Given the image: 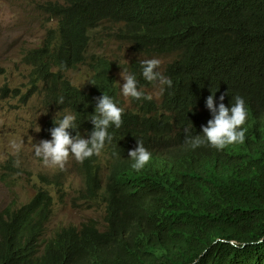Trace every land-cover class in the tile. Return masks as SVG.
Masks as SVG:
<instances>
[{
    "label": "trees",
    "instance_id": "1",
    "mask_svg": "<svg viewBox=\"0 0 264 264\" xmlns=\"http://www.w3.org/2000/svg\"><path fill=\"white\" fill-rule=\"evenodd\" d=\"M44 9L60 16L48 35L58 32L62 42V34L78 31L86 44L88 31L120 20L113 33L133 51L175 55L165 66L172 85H161L158 103L129 98V110L141 111L144 133L125 129L119 136L142 138L152 155L149 168H132L119 137L106 144L112 158L105 166L99 155L80 163L77 194L104 204L102 225L89 219L44 238L51 198L38 188L24 205L0 210V264H264V243H257L264 241V0H49ZM24 56L33 84L58 112L70 106L85 118L102 94L119 95L109 60L88 62L97 70L86 88L48 76L53 62L57 75L86 62L84 48L74 52L46 37ZM140 69L130 64L138 89L153 84ZM249 77L253 83L239 89ZM219 87L245 100L244 142L193 149L186 139L204 126L197 118L212 119L199 94L216 99ZM38 178L63 189L57 172Z\"/></svg>",
    "mask_w": 264,
    "mask_h": 264
},
{
    "label": "rangeland",
    "instance_id": "2",
    "mask_svg": "<svg viewBox=\"0 0 264 264\" xmlns=\"http://www.w3.org/2000/svg\"><path fill=\"white\" fill-rule=\"evenodd\" d=\"M45 1L0 0V210L9 204L18 206L29 202L38 188L47 191L51 204H49V220L43 227V236L48 238L64 228L79 229L81 224L89 219L102 225L105 206L99 200L87 202L88 200L83 196V200L76 199L78 190L83 186V175L78 169L80 163H77L74 157H70V162L68 161L61 170L58 167L46 166L34 152L33 144H39L41 140L52 139L47 137L48 134L44 131L47 126L52 129L58 125V123L52 124L51 122L58 114V106L51 102V99L44 98L42 90H37V86L33 84L29 76V67L22 59L24 53L39 46L48 37L47 29L57 28L58 19L51 17L43 9ZM115 29L116 25L112 22L102 23L90 32L89 47L88 50L85 49L86 62L65 70L61 75L56 74L58 67L53 62V68L48 75L56 82L86 88L91 79L88 62L100 56L107 57L114 65L115 83L119 87L118 98L121 96L123 101L120 107L124 108L121 127L117 129L113 125L108 129V131H113L112 137H115L116 131L127 129L126 124L130 121L127 113L131 106L121 88L125 82L122 77L129 73L130 64L158 59L160 66L157 71L160 72L164 65L170 64L175 57L174 54L153 51L144 54L132 53L131 43L115 36L113 33ZM50 39L55 45H61L62 40L59 35ZM240 64L245 65L244 62ZM253 81L251 77L245 78L243 82L238 83V87L239 89L249 87ZM27 85L33 87L28 88ZM160 87L161 84L157 82L141 88V91L146 97H151L158 103L160 102ZM197 119L204 126H207L210 120L208 118H205L207 121ZM198 135L203 139L202 127ZM137 141H142V138L137 135L131 137V142L122 141L127 156L129 150L136 148ZM107 143L109 142L105 143L98 158L100 167L105 166L112 158V153L109 151L111 147L107 148ZM206 143L207 141L203 144ZM13 144H21L19 152L15 150ZM21 149H23V158L19 157ZM24 161L28 162L26 167L22 166ZM8 162H11L12 169L19 171L17 173L8 171L5 167ZM30 166H37L39 172L29 174L27 169ZM41 172L48 174V178L57 172L58 177L63 180V189L57 192V188L51 183L42 185L43 182L38 178Z\"/></svg>",
    "mask_w": 264,
    "mask_h": 264
},
{
    "label": "clouds",
    "instance_id": "3",
    "mask_svg": "<svg viewBox=\"0 0 264 264\" xmlns=\"http://www.w3.org/2000/svg\"><path fill=\"white\" fill-rule=\"evenodd\" d=\"M24 58H27L23 55ZM142 66V76L148 82H159L161 85L171 87L172 81L164 77L157 69L160 66L158 59L144 60L140 63ZM125 81L122 85V93L126 97L136 100L151 99L145 97L144 93L138 89V80L134 74H127L122 77ZM91 83V82H90ZM163 87L160 92L163 93ZM218 94H199L204 100L203 105L212 113V119L207 122V126L202 127L203 139L199 135L189 137L186 143L194 149L205 141L217 150H223L226 146L235 143H243L245 139V130L243 126L246 123L248 112L245 106V100L241 96H229L226 88H217ZM58 103H63V97ZM121 104H115L111 97L103 95L98 98V103L91 115L81 118L76 109L65 106L57 116L51 120L52 124L58 123L50 130L51 140H41L39 144H33L36 157L42 159L46 166L58 167L61 170L68 162L70 157H74L79 163L93 155H100L106 142H111L112 136L108 129L115 126L117 129L122 125L123 107ZM121 131H116L115 137L126 140L124 136H119ZM188 133L189 130L185 129ZM17 152L21 144H13ZM128 156L134 163L132 168L140 171L151 160V153L143 146L142 141H137L134 150H129ZM19 162L17 161V166ZM57 169V168H56ZM257 243H264L258 241Z\"/></svg>",
    "mask_w": 264,
    "mask_h": 264
},
{
    "label": "bare ground",
    "instance_id": "4",
    "mask_svg": "<svg viewBox=\"0 0 264 264\" xmlns=\"http://www.w3.org/2000/svg\"><path fill=\"white\" fill-rule=\"evenodd\" d=\"M48 2H49V0H46L44 3H43V9L45 8V7H47V4H48ZM61 4H63L64 3V0H61V1H59ZM49 15L51 16V17H56L58 20L60 19V16L58 15V14H56V13H49ZM79 15H80V13H79ZM8 16V15H7ZM114 24L116 25V27L120 24V20H116V21H114ZM121 27H123V25L121 26ZM96 28H94L93 30H95ZM48 31V29L46 30V32ZM45 32V33H46ZM90 32L91 31H88V34H90ZM76 34V37L74 36V34L73 35H71V36H69L67 33H64V34H62V35H65V37L63 38V42H61V44L62 43H64L67 47H70L71 48V50L72 51H74V52H78L79 51V49L80 48H84V49H86V50H88V47H89V42H87L86 44H84L83 43V41H81L80 40V34H79V32L77 31V33H75ZM56 35H59V33L58 32H56V33H54V34H50V35H48V37L49 38H51V37H53V36H56ZM122 33H120V37H122ZM147 51H153V52H155V48H149V49H147V50H143V51H132V53H135V54H144L145 52H147ZM220 53H222V52H220ZM100 58H101V60H108V58L107 57H105V56H100ZM165 66H166V64L164 65V67H163V69H162V71H160V73L164 76V77H166L167 78V76H165ZM90 68V70H91V72H90V74L89 75H91L92 74V70H97L95 67H89ZM114 68V67H113ZM141 72H142V70L140 69L139 70V75L141 74ZM112 73H113V69H112ZM114 74V73H113ZM128 74H131V73H128ZM136 76V78L138 77L137 76V74L135 75ZM143 77V76H142ZM142 79H144V78H142ZM145 80V79H144ZM151 83V82H150ZM153 83V82H152ZM157 83V82H156ZM144 84V83H143ZM26 87H28V88H32L33 86L32 85H27ZM67 86L65 85V88H66ZM191 86H189V87H187V90L190 88ZM76 88H80V87H76ZM141 90V89H140ZM105 94V93H104ZM107 96H109V97H111L112 98V100L114 101V103L115 104H117V103H120L121 105H123L122 103H123V101H122V98H121V96L118 98V96H115V95H108V94H106ZM129 98H131V97H128L127 98V101H128V99ZM129 102H130V100H129ZM86 114H88V115H91V110H88L87 111V113ZM128 117H129V119H130V121L128 122V124H126V127H127V130L128 131H130V132H132V133H144V130H143V128L145 127V122L141 119L142 118V116H141V111L137 108V107H133L128 113ZM201 119H202V121H207L205 118H203L202 116H201ZM50 128L47 126V128L44 130L47 134H48V136L47 137H51V134H50ZM109 132V134L110 135H112L113 134V131H108ZM52 138V137H51ZM135 149V148H134ZM134 149H132V150H134ZM147 149V148H146ZM22 150L23 149H21V153H20V155H19V157H21V158H23V154H22ZM148 150V149H147ZM129 157V156H128ZM129 159L131 160V164H132V162H133V160H132V158H130L129 157ZM69 161V160H68ZM70 162V161H69ZM77 163H79V162H77ZM28 164V162L27 161H24V163H23V167H26V165ZM145 168H149V166L148 165H145ZM27 172L29 173V174H32V173H37V172H39L38 171V167L37 166H30L28 169H27ZM43 175H44V172H41ZM51 180L50 179H46L43 183H42V185H44V183H47V184H50L51 182H50ZM61 185H63V181L60 183V185L58 186V184H57V186L58 187H60ZM76 199L77 200H80V199H82V195H77L76 196ZM26 202H24V203H21L20 205H18V206H12L11 204H9V205H7V206H11V207H13V208H18V207H20V206H22V205H24ZM7 206H5V207H7ZM5 207H3V208H5Z\"/></svg>",
    "mask_w": 264,
    "mask_h": 264
}]
</instances>
